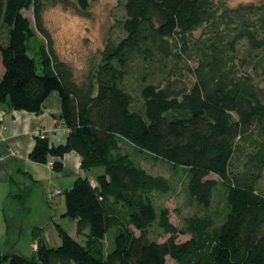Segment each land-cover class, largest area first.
Instances as JSON below:
<instances>
[{"label":"trees","instance_id":"16d2710c","mask_svg":"<svg viewBox=\"0 0 264 264\" xmlns=\"http://www.w3.org/2000/svg\"><path fill=\"white\" fill-rule=\"evenodd\" d=\"M65 1L86 14L95 0ZM228 1L118 0L124 38L109 40L100 63L77 81L49 44L40 49L42 74L29 54L35 31L23 11L34 10L36 31L49 43L41 0H0L7 30L0 106L39 115L57 93L68 130L58 147L36 137L30 160L46 164L75 152L83 172L104 170L95 182L77 178L63 194L64 218L76 222L83 242L56 225L60 247L40 238L36 255H0V264H168V257L264 264V3L229 8ZM143 156L183 169L201 214L173 225L155 203L168 181L144 169ZM62 168L54 161L55 172ZM219 185L226 210L218 221L210 210ZM180 235L190 239L178 242Z\"/></svg>","mask_w":264,"mask_h":264},{"label":"rangeland","instance_id":"374dc122","mask_svg":"<svg viewBox=\"0 0 264 264\" xmlns=\"http://www.w3.org/2000/svg\"><path fill=\"white\" fill-rule=\"evenodd\" d=\"M42 3V26L49 35V43L47 40L36 31V21L34 18V10L32 8L23 11V15L30 20L31 26L35 31V37L28 42L29 54L35 59L38 68V73L42 74L41 69V47L48 48L53 51L58 60L67 63L74 71V76L77 81L82 80L88 72L101 61V51L106 46L109 40L114 42L124 38L123 22L126 14L123 4L118 0H95L90 3L87 13L79 12L77 4L73 1L65 0H41ZM264 0H229L226 6L236 8L245 5H261ZM201 30L196 32L199 35ZM7 39V30L4 27L0 28V44H4ZM2 63L0 58V72ZM141 166L153 175L163 176L169 184V192L166 194L156 195L155 203L158 208H167L170 212V222L182 227L184 220L187 217L199 213V210L189 201L187 195V178L183 169L175 170L171 166L163 162H154L147 156H143L140 160ZM49 168L48 163L45 164ZM50 169V168H49ZM102 169V168H99ZM51 170V169H50ZM218 181L214 175L208 177ZM264 186V182H263ZM42 188L34 190V198L29 203L33 204V209L27 213L18 210V215H12L14 221H19L21 232L14 231L12 238H17L19 244L12 248L10 252L20 254L21 256L31 257L37 249V245H32L33 239L31 236V228L36 224L43 228L39 231L41 237L49 248H58L61 246V240L58 236L56 224H60L63 229L71 230V233L77 237L79 242H83L84 237L76 234V222L63 224V218L60 216V210L55 208L53 214L44 212L40 206V195ZM63 201V198H62ZM225 194L221 185L218 186L214 204L210 210V214L219 221L225 214ZM71 221V220H70ZM67 226V227H66ZM5 225L0 223V228ZM68 232V231H67ZM117 231L113 229L108 234V239L105 243L107 250L110 249L112 243V235ZM136 235L139 232L135 231ZM156 234H152L151 238ZM168 236L160 238L158 242L166 241ZM190 239L189 236H178V242H185ZM3 240V236H1ZM37 244V243H36ZM36 255V253H35ZM168 264L174 262L168 257Z\"/></svg>","mask_w":264,"mask_h":264},{"label":"crops","instance_id":"0c3cea01","mask_svg":"<svg viewBox=\"0 0 264 264\" xmlns=\"http://www.w3.org/2000/svg\"><path fill=\"white\" fill-rule=\"evenodd\" d=\"M2 74L3 68L0 72V75ZM61 114V100L57 93L50 94L39 115L12 111L7 106H0V223L5 225V228H0V255L15 253L10 251L18 246L19 240L12 238V233L21 232L23 228L19 221L12 219V215H18V210H21L22 214L33 209V204L29 202L35 197V189L42 188L39 206L45 213L49 212L51 215L57 208L63 218L62 223L73 224L70 219L64 218V192L71 189L79 177L87 176L95 182L98 176L104 174V170L99 168L83 172L80 168L81 159L75 152L67 153L61 160L54 159L63 166L60 172L30 160L29 155L34 148L36 137L40 134L44 135L52 146L65 145L68 130ZM42 228L38 224L32 226V247L42 238L39 232ZM34 230L39 233L37 239H34ZM67 231L77 240L71 230Z\"/></svg>","mask_w":264,"mask_h":264},{"label":"built area","instance_id":"2783aa9c","mask_svg":"<svg viewBox=\"0 0 264 264\" xmlns=\"http://www.w3.org/2000/svg\"><path fill=\"white\" fill-rule=\"evenodd\" d=\"M40 136H41L42 138L44 137V135H42V134H40ZM47 163H48V166L52 169V167H53V165H54V161L51 160V159H49Z\"/></svg>","mask_w":264,"mask_h":264}]
</instances>
